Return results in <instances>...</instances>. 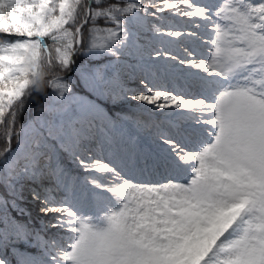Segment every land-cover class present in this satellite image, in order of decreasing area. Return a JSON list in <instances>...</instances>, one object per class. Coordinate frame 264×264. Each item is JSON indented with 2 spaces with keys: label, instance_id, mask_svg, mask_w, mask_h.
<instances>
[{
  "label": "snow or ice",
  "instance_id": "snow-or-ice-1",
  "mask_svg": "<svg viewBox=\"0 0 264 264\" xmlns=\"http://www.w3.org/2000/svg\"><path fill=\"white\" fill-rule=\"evenodd\" d=\"M134 12L176 17L183 26L155 28L153 47L126 25ZM0 34L18 37L0 40V124L8 138L0 147V186L13 197L0 196V253L9 244L38 248L25 255L13 247L16 264H264V0H130L108 7L103 0H0ZM81 51L113 58L106 69L82 73L92 93L140 102L159 117L158 151L141 155L139 167H128L120 154L115 120L93 102L67 96L69 84L58 75L45 79L53 55L67 71ZM129 67L140 69L145 91L125 90ZM154 72L164 81L150 79ZM46 87L54 90L52 102L46 96L31 126L16 131L26 100ZM92 144L110 158L101 159ZM65 158L103 199L77 197ZM21 182L47 193L31 189L41 213L53 216L41 230L7 212L9 204L18 207ZM57 191L71 199L57 201ZM88 206L103 213V227L82 214ZM50 229L71 233V244L60 247L45 235ZM0 264H10L6 253Z\"/></svg>",
  "mask_w": 264,
  "mask_h": 264
},
{
  "label": "trees",
  "instance_id": "trees-1",
  "mask_svg": "<svg viewBox=\"0 0 264 264\" xmlns=\"http://www.w3.org/2000/svg\"><path fill=\"white\" fill-rule=\"evenodd\" d=\"M147 2V0H145ZM127 0H103V6L108 7L112 4H116L118 6H125L127 4ZM92 8H96L97 5L94 3L91 4ZM132 13L126 16L125 23L126 25H132L133 22L130 21ZM145 22L146 27L145 29L149 32H155L154 29L159 27L163 29L164 21L162 20H154L150 17L145 16ZM99 24L103 26L104 22L101 20L99 21ZM91 26V24L84 26V43L87 44L89 41V34H88V28ZM139 30V28L135 27ZM3 37V40L6 41H14L15 36L14 35H8V34H0ZM51 46V41H48ZM111 57L104 55V56H97L92 55L87 52H79L77 55L74 56V63L71 65V67L64 71L59 67L58 61L55 60V57L53 55L52 62L50 64L46 63L45 68V79H53L57 75L62 78L63 81L67 82L70 87V91L77 93L79 95H85L88 97L93 98L96 100V102L101 103L105 108H107L109 111H113L114 107L112 104V100L107 98H98L96 94H93L78 78V72L84 71L86 69H92V68H100L102 67L108 60H110ZM61 75H64L63 77ZM123 82L128 89L129 87H133L137 84L138 80L129 77H124ZM53 89L46 87L43 91V93H36L35 91L32 92L30 98L26 100V107L22 109L23 114L20 115L17 119L15 130L20 131V125H23L25 128L31 126L33 123L32 118L36 116L37 114V107L38 105H44L46 103V96H47V102L51 103L53 100ZM56 98V97H55ZM58 99V98H57ZM6 119H10L6 117ZM6 128L7 125L0 124V147H3L5 143L8 142V138L6 136ZM11 144L13 147H15V135H13V138L11 140ZM65 166L68 168V170L72 173L73 176L77 178L78 182V188L84 187L87 185V174L83 172L74 162H71L67 158L64 159ZM51 185L45 182L44 188H50ZM36 188L37 191L40 192L42 196L47 195V193L39 186L32 185L27 182H21L17 184L16 191L14 193L17 208H13L11 204H9L7 208V212L10 216L14 217L15 219L21 221L22 223L28 224L29 228L31 230H41L42 224H47L48 221H51L53 219L50 218L52 216L51 214L48 216H45L43 213H41V204L38 200H34L32 198L31 189ZM8 190L2 186H0V196H3L5 199H8L11 201L13 198L12 196L7 195ZM23 213V215H21ZM71 233L66 231H61L59 229H50L45 232V235L49 238L54 239L58 245H61V242L65 239L66 236H69ZM16 247L19 250H26L29 252H33L37 254L38 248L35 246H31L29 244H9L7 249L4 250L3 253H0V255H3L6 253L7 259L9 260L10 264H16V257L13 255V253L10 251V248Z\"/></svg>",
  "mask_w": 264,
  "mask_h": 264
},
{
  "label": "rangeland",
  "instance_id": "rangeland-1",
  "mask_svg": "<svg viewBox=\"0 0 264 264\" xmlns=\"http://www.w3.org/2000/svg\"><path fill=\"white\" fill-rule=\"evenodd\" d=\"M129 3L130 0H127ZM198 3H211L212 5H217L221 4L224 2V0H197ZM130 21H135L137 23L144 24L143 27H139V40L141 43H144L146 40H153V47H159L158 42L153 39L156 37V33H150L148 30L145 29L146 22H145V16L142 15L139 12H134L132 13V16L130 18ZM163 21H166L165 29L167 27H181L183 26L182 22L179 21V18L176 17H167L164 18ZM129 27H132L134 31H136L135 27L128 25ZM190 27V25L188 26ZM203 29H201L202 31ZM15 38H18L15 36ZM90 39V37H89ZM0 40H3V37L0 35ZM6 41V40H4ZM170 50L176 51L178 50L175 45H169ZM203 49H198V51H202ZM113 58L109 60L104 66L101 67V69H106L108 66H110ZM122 63H126L128 65L135 64L136 62L134 60H131L130 58H124ZM93 69L97 68H92V69H86L84 71H79L78 72V78L79 80L85 85L84 80L82 79V73L85 71H91ZM126 76L130 77H139L141 78L142 73L139 68H126L125 72ZM62 77L64 75H61ZM150 79L156 81V82H163L165 78L161 76L159 72H154ZM86 86V85H85ZM124 86V84H123ZM159 86V83L158 85ZM125 88V87H124ZM126 90V89H125ZM141 90L145 91L142 85L133 87V89H128L126 91L129 92V95L133 93H138V91ZM94 94V93H93ZM67 96L70 97H83L95 104H97L102 111L105 112L106 115L111 117L113 120L117 122L118 126V132H117V140H118V149L120 151V154L126 159L128 162V167H139L140 166V157L143 154H155L158 151V144L156 142V129L153 126L154 123L159 119V117L152 112H149L147 109L150 106H145L141 104L140 102H136L131 99H121L120 102L115 103L113 102V106L117 107L114 108L113 111H109L107 108H105L101 103L96 102L91 97L85 96V95H79L77 93H74L70 91V93H66ZM58 98V97H56ZM93 152H95L98 156H100L101 159L107 160L110 157L106 153H101L95 144L89 146ZM91 154V153H89ZM148 163H151L149 160ZM96 179L100 181H104V175L103 174H96ZM125 176L127 178L128 174L125 173ZM154 179L160 180L162 177L160 176H155ZM176 179L179 182H183L182 177H176ZM134 180V177H133ZM135 182V180H134ZM83 193L87 194V198L89 200L93 198L97 199H103L105 197V193L98 192L96 189L87 186L81 187L77 189V197L81 196ZM56 198L57 201H61L65 198L71 199V194L70 192H65V191H57L53 194ZM41 204V203H40ZM120 206V202H117L115 200L112 201V207L113 209H117ZM82 214L85 216H90L93 218V223L97 225V227H103V223L101 222V215L103 214L100 212L97 208L94 206H88L85 207L82 210ZM53 216H50L52 218ZM71 235L66 236L65 239L61 242L60 247L67 248L72 240H71ZM11 248V252H12ZM19 253L21 254H31V255H36L33 252H28L26 250H19Z\"/></svg>",
  "mask_w": 264,
  "mask_h": 264
},
{
  "label": "bare ground",
  "instance_id": "bare-ground-1",
  "mask_svg": "<svg viewBox=\"0 0 264 264\" xmlns=\"http://www.w3.org/2000/svg\"><path fill=\"white\" fill-rule=\"evenodd\" d=\"M203 31V30H202Z\"/></svg>",
  "mask_w": 264,
  "mask_h": 264
}]
</instances>
